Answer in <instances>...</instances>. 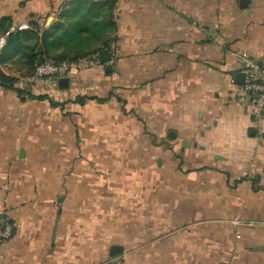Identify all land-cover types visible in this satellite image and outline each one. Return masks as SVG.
Returning a JSON list of instances; mask_svg holds the SVG:
<instances>
[{
	"label": "crops",
	"instance_id": "crops-1",
	"mask_svg": "<svg viewBox=\"0 0 264 264\" xmlns=\"http://www.w3.org/2000/svg\"><path fill=\"white\" fill-rule=\"evenodd\" d=\"M77 1L0 0L5 33L28 28L0 48L21 92L0 88V264L111 247L120 264H264V112L251 136L232 85L242 57L264 66V0H117L112 66L33 79Z\"/></svg>",
	"mask_w": 264,
	"mask_h": 264
},
{
	"label": "trees",
	"instance_id": "trees-1",
	"mask_svg": "<svg viewBox=\"0 0 264 264\" xmlns=\"http://www.w3.org/2000/svg\"><path fill=\"white\" fill-rule=\"evenodd\" d=\"M117 0H78L74 13L67 17V24L56 25L45 33L41 44L45 50L43 55H32L29 65L41 64L45 61L56 63L74 62L89 55L84 51L94 49L98 55L107 50L113 43L117 31L114 9ZM6 29L0 24V36H4ZM60 51V54H50ZM15 79L5 76L0 70V88L21 94L14 88Z\"/></svg>",
	"mask_w": 264,
	"mask_h": 264
},
{
	"label": "built area",
	"instance_id": "built-area-1",
	"mask_svg": "<svg viewBox=\"0 0 264 264\" xmlns=\"http://www.w3.org/2000/svg\"><path fill=\"white\" fill-rule=\"evenodd\" d=\"M26 30H28V28L24 25L10 29L0 38V48L5 45L10 34ZM107 51L109 52L110 60L105 64L101 63L98 57H86L74 62L64 61L56 63L49 60L45 61L41 64L35 65L32 78L56 80L66 76L73 70H84L102 65L112 66L117 59L115 44L110 43ZM240 68L241 74L244 76V82L241 87H236L233 91V96L239 105L249 107L251 125L255 130V133L257 132L258 136H261L260 124L264 112V66L259 65L248 57H242L240 60ZM12 236L13 226L7 220H3L0 225V246L11 239ZM104 264L120 263L117 258H109Z\"/></svg>",
	"mask_w": 264,
	"mask_h": 264
},
{
	"label": "water",
	"instance_id": "water-1",
	"mask_svg": "<svg viewBox=\"0 0 264 264\" xmlns=\"http://www.w3.org/2000/svg\"><path fill=\"white\" fill-rule=\"evenodd\" d=\"M37 52H42V47L39 46L38 47V51ZM99 59L102 63H107L110 60V56H109V52L107 50H104L102 52L99 53ZM108 70V68L106 69ZM109 71V70H108ZM244 82V76L241 73H238L234 76V80H233V84L235 86L241 87L243 85ZM58 86L62 89H66L68 86V81L66 79H60L58 81ZM250 135L253 136L255 135V131H251ZM122 254V249L119 247H111L110 249V253H109V257L110 258H117L119 255Z\"/></svg>",
	"mask_w": 264,
	"mask_h": 264
}]
</instances>
